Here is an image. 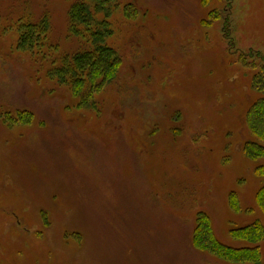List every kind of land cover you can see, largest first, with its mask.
<instances>
[{
  "label": "rangeland",
  "instance_id": "1",
  "mask_svg": "<svg viewBox=\"0 0 264 264\" xmlns=\"http://www.w3.org/2000/svg\"><path fill=\"white\" fill-rule=\"evenodd\" d=\"M77 1L0 0V264H254L196 237L201 214L232 247L254 246L234 228L264 224V158L244 150L260 143L247 113L264 96V0H118L122 65L84 108L49 77L83 47ZM45 14V46L18 50L20 22Z\"/></svg>",
  "mask_w": 264,
  "mask_h": 264
},
{
  "label": "trees",
  "instance_id": "2",
  "mask_svg": "<svg viewBox=\"0 0 264 264\" xmlns=\"http://www.w3.org/2000/svg\"><path fill=\"white\" fill-rule=\"evenodd\" d=\"M118 7V0H79L69 10L70 34L81 39L84 44L80 50L64 56L61 65L49 72V77L67 86L78 99L77 106L80 108L96 107L97 96L118 77L122 56L119 50L109 43V38L114 34L111 18ZM131 9L130 6L123 9L126 16H131ZM229 27L230 22L226 23V36H229ZM50 28L48 14L37 21H21L18 27L17 49L30 53L37 47L45 46ZM254 84L256 89L264 91V65L255 75ZM247 118L251 132L260 143L255 140L247 141L244 147L246 155L253 160L264 158V96L251 105ZM256 174L264 179V164L257 167ZM256 203L264 213V185L257 191ZM210 225L209 218L201 214L196 237L199 248L225 260L261 264L259 243L264 240L262 221L232 230L234 238L254 244L242 248L225 245L213 232L210 235Z\"/></svg>",
  "mask_w": 264,
  "mask_h": 264
}]
</instances>
